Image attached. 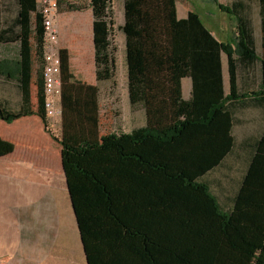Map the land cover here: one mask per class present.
<instances>
[{
	"label": "trees",
	"instance_id": "obj_1",
	"mask_svg": "<svg viewBox=\"0 0 264 264\" xmlns=\"http://www.w3.org/2000/svg\"><path fill=\"white\" fill-rule=\"evenodd\" d=\"M202 1L217 6L234 22L230 39L223 41L216 38L196 14L189 12L187 19L191 24L190 65L195 90L198 76L203 75L215 90L211 105L207 95L194 97V102L182 97L178 57L161 72L139 67L128 73L132 103L146 101L149 113L173 120L162 130L144 127L136 131L135 139L149 150L148 159H143L147 164L145 169L155 179L157 200L153 227L147 223L150 212L139 207L135 198L125 192L116 211L113 198L115 192L123 188L125 175L113 169L114 136H99V86L72 82L69 51L59 49L63 169L88 256L114 253L125 236L140 235L157 246L159 264H264V133L252 158L235 157L238 166L231 178V188L237 189L231 207L222 206L220 198L203 181L206 174L222 165L233 146L234 138L230 134L233 122L226 103L237 98L239 72L254 71L256 64L260 65V91L251 93L264 96V54L256 50L249 17L250 0H233L231 4ZM89 4L94 15L96 77L102 82L109 79L112 72L108 57L110 0H90ZM1 6L12 10L15 18L8 27L0 29V42L18 40L20 53L15 58L0 60V76L5 74L11 80H20L23 101L16 113H8L0 107V117L11 122L35 113L47 127L43 75L45 29L36 8L37 0H0V10ZM79 8L81 5L72 9ZM180 24L175 21L174 30ZM178 40L179 36L173 35L174 51ZM222 53L228 57L230 73L231 91L227 96L223 93L221 78ZM33 70L37 83L36 111L31 109L29 88ZM161 73L165 75L164 80ZM152 79L162 81L166 87L169 85V94L158 92L154 100L155 86L150 91ZM193 120L200 124L191 123ZM191 124L197 137L200 134L194 155L185 154ZM11 148V144L0 142V154ZM202 151L204 155H196Z\"/></svg>",
	"mask_w": 264,
	"mask_h": 264
},
{
	"label": "crops",
	"instance_id": "obj_2",
	"mask_svg": "<svg viewBox=\"0 0 264 264\" xmlns=\"http://www.w3.org/2000/svg\"><path fill=\"white\" fill-rule=\"evenodd\" d=\"M122 4L121 12L124 13L125 6L127 9L128 5L130 11L134 10L143 19V26L141 27L140 25L138 28L139 32L136 31L138 35L134 32L132 36H129L128 52L125 57L128 60V68L130 70L145 67L147 71L152 70L154 61L150 45H153L152 42L156 38L158 5L153 10L152 7H149L147 0H122ZM81 7L65 11L62 6L58 11L54 23L58 32L57 47L59 49L67 48L69 51L70 80L75 83L98 85L101 92L104 82L97 80L94 59V15L90 4L81 5ZM152 10L153 16L151 15ZM204 13L212 14V11L204 9ZM62 23H67L70 32H72V47H68L63 42ZM117 32H121V42L127 40L126 34L123 31L117 28ZM219 32L222 33V31ZM211 33L219 39L214 31L211 30ZM231 34L232 32H229L228 35H225V39L222 40L228 41ZM191 43V32L188 30L183 59L181 58V64L178 67V77H180L182 89L181 95L185 100L191 102H194V97L196 96L198 98L201 95H207L208 104L211 105L215 100V94L213 93L215 90L209 85L208 80L204 79L203 75L198 76L195 90L190 65L193 50ZM204 59L205 56L201 60V63ZM227 60L228 57H224V53H222L221 78L225 96L231 91ZM34 66H36V63H34ZM161 75L164 80L165 75ZM261 76V68L257 64L254 71L239 72L237 98L226 103L233 122L230 129V134L234 138L233 146L230 152L226 154L225 161L216 169L219 170L225 166L229 169V173L224 175L226 176L227 186L222 188V193L216 194L221 200V205L225 208L232 206L237 189V187H234L233 190L231 188V178L235 176V170L238 166L235 157L252 158L256 153L258 141L264 133V96L251 93L260 91ZM168 77H171V72L168 74ZM156 83L152 79L150 91L154 89ZM21 85L20 80H11L5 74L1 75L0 107L4 111L8 113L20 111L23 101ZM160 87L159 92L167 96L170 92L169 85L166 87L161 81ZM29 88L31 109L36 111L38 99L34 70ZM129 88L130 105L134 108H140L144 114L143 120L141 119L142 122L136 127L137 130L144 127L160 128L162 130L172 124L173 120L167 119L166 116L164 117L161 114L154 116L153 120V115L146 109V101H139L133 104L130 99ZM196 93L197 95H195ZM61 102H58L57 105L61 106ZM101 103L100 95L99 136L102 135ZM62 118V114L54 117L48 116L46 118V127L40 116L35 113L18 117L11 122H7L0 117V142L12 145L9 151L0 154V237L2 238V240L0 238V243L22 244L24 243L23 238L27 233H22L19 230L38 229L47 231H53L54 229L55 234L52 242L53 244L59 243V241L61 243L64 236L63 220L66 214L70 223L67 243L76 244V248L81 251L84 258V264H159L156 254L157 246L140 235L125 236L114 253L102 252L93 256L86 254L71 200L72 196L66 182L67 177L63 169L62 144L60 142V137L63 133ZM191 123L200 124L194 120ZM189 128L185 154L194 155V146L196 142H199L200 134L197 137L194 125H189ZM129 149L131 151L141 149L146 151V154L149 152L138 140L132 142L129 145ZM196 155H204V152L202 151ZM206 175L203 177V181H205ZM15 229L18 231V235Z\"/></svg>",
	"mask_w": 264,
	"mask_h": 264
},
{
	"label": "rangeland",
	"instance_id": "obj_3",
	"mask_svg": "<svg viewBox=\"0 0 264 264\" xmlns=\"http://www.w3.org/2000/svg\"><path fill=\"white\" fill-rule=\"evenodd\" d=\"M232 1L219 0V2L224 4H231ZM147 2H149V7H152L153 10L158 5L156 38L152 42L153 45H150L154 61L153 68L156 69V72H161V69L169 66L171 60L173 61L175 57H178L179 61H181V58L183 59L185 43H187V31L191 26L187 20L189 12L200 17L205 25L214 31L216 36L221 40L225 39L226 34L228 35L229 32H233L234 22L229 18L227 13L221 11L217 6H212V4L205 3L202 0H174L173 2L172 0H157V3L156 0H152L151 6L150 0H147ZM89 3L90 0H65L62 6L63 10L71 11L73 7ZM122 5V0H110L108 9L110 23V50L108 57L112 66V72L109 79L103 81L104 84L100 92L102 101L101 136H114L116 148L114 149L115 166L113 169L118 173H124L126 176L125 185L122 189L115 192L113 198L116 211H118V202L125 192L135 198L139 207H143L150 212L151 215L148 216L147 223L150 227H153L156 223L157 197L154 189V176L148 169H145L147 164L143 161V159H148V152L146 154V151L141 149L134 151L129 149V145L136 140V127L142 122L144 114L140 108H134L130 105L127 79L129 68L128 60L125 57L128 52L129 36H132L136 31L139 32L138 28L140 25L141 27L143 26V19L134 10L130 11L128 5L127 9L125 6L124 13L121 12ZM204 9L211 10L212 14L204 13ZM249 9V17L253 25V33L256 40V50L258 54L263 55L264 0H250ZM14 18L15 14L12 10L1 6L0 29L8 27L14 21ZM175 21H180L181 24L174 30ZM117 28L126 34L127 40L124 42H121V32H117ZM219 31H222V33ZM62 33L64 35V44L72 47V32H70L67 23H62ZM173 35L179 36L176 51H174V43L172 44ZM19 53L20 42L18 40L7 43L0 42V60L15 58ZM224 57H226L225 53ZM186 58L188 59L187 55ZM38 67L39 64L36 62V70ZM155 85V91H153L154 100L161 89V81ZM135 153L138 155H135ZM185 165L188 166V164ZM228 170L227 166H225L206 175L205 181L210 190L215 194L222 193V188L227 186L226 176L224 175L229 173ZM69 225L70 223L65 214L63 220L64 236L61 243L59 241V243L55 244L52 242L55 234L54 229L53 231L43 229L19 230L22 233H27L23 238L24 243L15 245V243L5 244L1 242L0 264H84V258L81 251L76 248V244L67 243ZM15 232L18 235L16 229Z\"/></svg>",
	"mask_w": 264,
	"mask_h": 264
},
{
	"label": "built area",
	"instance_id": "obj_4",
	"mask_svg": "<svg viewBox=\"0 0 264 264\" xmlns=\"http://www.w3.org/2000/svg\"><path fill=\"white\" fill-rule=\"evenodd\" d=\"M65 0H37V11L43 20L45 29L44 39V92L47 116H57L62 112L61 106V59L57 47L58 32L54 25L59 8Z\"/></svg>",
	"mask_w": 264,
	"mask_h": 264
},
{
	"label": "water",
	"instance_id": "obj_5",
	"mask_svg": "<svg viewBox=\"0 0 264 264\" xmlns=\"http://www.w3.org/2000/svg\"><path fill=\"white\" fill-rule=\"evenodd\" d=\"M72 200V199H71ZM73 203V202H72ZM73 208H74V206H73ZM74 211H75V208H74ZM75 213H76V211H75Z\"/></svg>",
	"mask_w": 264,
	"mask_h": 264
}]
</instances>
